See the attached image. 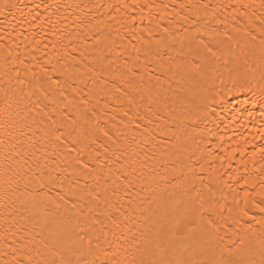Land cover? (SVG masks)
<instances>
[{
    "label": "bare ground",
    "instance_id": "obj_1",
    "mask_svg": "<svg viewBox=\"0 0 264 264\" xmlns=\"http://www.w3.org/2000/svg\"><path fill=\"white\" fill-rule=\"evenodd\" d=\"M264 0H0V264H264Z\"/></svg>",
    "mask_w": 264,
    "mask_h": 264
},
{
    "label": "snow or ice",
    "instance_id": "obj_2",
    "mask_svg": "<svg viewBox=\"0 0 264 264\" xmlns=\"http://www.w3.org/2000/svg\"><path fill=\"white\" fill-rule=\"evenodd\" d=\"M262 211H264V209H261Z\"/></svg>",
    "mask_w": 264,
    "mask_h": 264
}]
</instances>
